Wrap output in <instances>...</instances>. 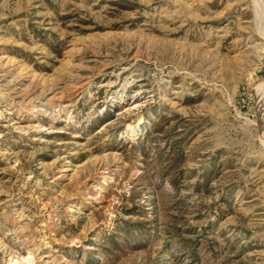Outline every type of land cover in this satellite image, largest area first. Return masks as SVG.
<instances>
[{"label": "rangeland", "instance_id": "obj_1", "mask_svg": "<svg viewBox=\"0 0 264 264\" xmlns=\"http://www.w3.org/2000/svg\"><path fill=\"white\" fill-rule=\"evenodd\" d=\"M0 264H264V0H0Z\"/></svg>", "mask_w": 264, "mask_h": 264}, {"label": "bare ground", "instance_id": "obj_2", "mask_svg": "<svg viewBox=\"0 0 264 264\" xmlns=\"http://www.w3.org/2000/svg\"><path fill=\"white\" fill-rule=\"evenodd\" d=\"M263 98V97H262Z\"/></svg>", "mask_w": 264, "mask_h": 264}]
</instances>
